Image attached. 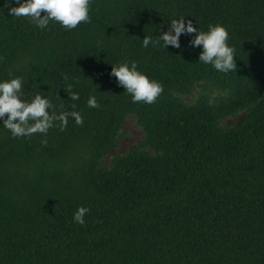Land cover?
Returning a JSON list of instances; mask_svg holds the SVG:
<instances>
[{
	"label": "trees",
	"instance_id": "obj_1",
	"mask_svg": "<svg viewBox=\"0 0 264 264\" xmlns=\"http://www.w3.org/2000/svg\"><path fill=\"white\" fill-rule=\"evenodd\" d=\"M18 6L0 0V80L23 77L22 99L83 124L13 137L0 121V264H264V0H91V22L70 31ZM179 16L224 25L236 69L198 62L185 35L142 46ZM124 60L163 85L155 103L110 74ZM129 117L144 137L106 166Z\"/></svg>",
	"mask_w": 264,
	"mask_h": 264
},
{
	"label": "clouds",
	"instance_id": "obj_2",
	"mask_svg": "<svg viewBox=\"0 0 264 264\" xmlns=\"http://www.w3.org/2000/svg\"><path fill=\"white\" fill-rule=\"evenodd\" d=\"M17 2L18 7L9 8L10 14L14 17H30L40 29H46L50 20L59 23L68 31L76 29L81 23L91 22L89 15L91 0H22V2L17 0ZM42 12L46 13L43 17ZM185 18L184 16L174 18L168 30L162 31L157 39L144 36L142 46L180 48L181 36H189L190 46L201 49L198 62L211 65L216 71L225 74L235 70V49L228 43L229 32L225 26L220 23L209 24L206 31L198 30L191 20L186 22ZM110 74L131 95L133 103L153 104L163 92V85L140 71L138 63L134 60H124L112 65ZM22 96L23 77L14 76L0 80V121H3V127L8 129L13 137L31 136L36 133L47 135L49 129L57 126V123L60 129L64 130L69 118L77 125L83 124V117L78 111L57 113L52 101L47 97L36 94L31 99H22ZM69 98L73 101L80 99L79 94L75 92ZM87 104L89 108L100 107L95 96H90ZM89 211L86 207H78L73 214V221L84 225L85 216Z\"/></svg>",
	"mask_w": 264,
	"mask_h": 264
},
{
	"label": "rangeland",
	"instance_id": "obj_3",
	"mask_svg": "<svg viewBox=\"0 0 264 264\" xmlns=\"http://www.w3.org/2000/svg\"><path fill=\"white\" fill-rule=\"evenodd\" d=\"M244 112L239 113L234 118H228L223 120L224 125H230L237 122L241 117H243ZM123 131L125 132V135L119 140L118 145L116 148L111 150L109 156L104 159V164L108 166L109 163V157L114 156L117 154H125L130 149L134 148L136 145L139 144V142L143 139L144 134L142 130L136 125L135 120L133 117H129L126 119L122 126Z\"/></svg>",
	"mask_w": 264,
	"mask_h": 264
}]
</instances>
